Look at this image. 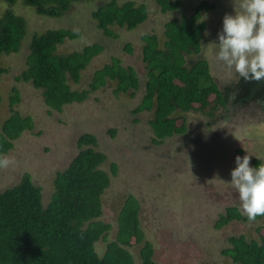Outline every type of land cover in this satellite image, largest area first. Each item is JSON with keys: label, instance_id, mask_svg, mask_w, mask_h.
<instances>
[{"label": "rangeland", "instance_id": "1", "mask_svg": "<svg viewBox=\"0 0 264 264\" xmlns=\"http://www.w3.org/2000/svg\"><path fill=\"white\" fill-rule=\"evenodd\" d=\"M107 1H81L57 19L41 17L33 8L22 4L23 7L12 8L28 27L21 51L0 58V68L7 70L0 80V129L10 116L9 98L14 89L20 95L14 109L23 117L30 116L34 129L24 132L14 142V148L4 155L14 163L9 168H0V192L16 185L23 174H30L34 184L42 190L43 204L47 205L54 191V178L68 167L79 151L78 138L85 133L93 134L101 143L99 151L107 156L101 169L111 176V166H118V174L115 178L111 176L110 186L103 196L102 220L112 225L110 239L114 238L118 214L131 195L140 203L141 228L146 241L154 247L156 264H233L222 255V250L230 247L228 239L240 235L248 240L258 239L257 228H264V221L231 222L221 230L215 229V222L226 208L236 206L241 211L238 194L229 184L231 170L236 167L235 149L243 148L241 145L236 148L234 142L239 141L246 150L240 156L250 154L251 162L258 158L264 164V123L261 124L264 121L248 119L249 108L234 112V117L224 115L226 122L219 121L216 125L206 116L189 113L185 115L189 131L184 138L172 137L159 146L153 145L152 113L133 114L144 95L147 74L142 61L141 38L154 34L163 42L164 25L172 15L162 14L151 0H130L146 4L147 21L132 31L114 26L111 30L116 37H106L97 28L92 12ZM117 1L122 4L129 0ZM197 2L186 1L182 8L190 12ZM5 6L7 4L0 0V16ZM205 19L211 26L205 32L202 56L215 65L211 69L217 83L232 87L236 76L214 55L213 44L218 42L223 15L220 18V13L218 16L209 14ZM59 29L80 33L77 40L66 41L59 48L61 54L80 51L92 44L103 47L102 53L83 72L80 86L73 89L86 87L93 73L116 57L125 67L135 69L141 84L136 97L122 93L115 96L111 84L93 93L87 102L65 106L61 112L46 107L42 92L30 83L17 81L16 77L26 67L28 44L35 33ZM127 45L132 53L127 52ZM231 147L234 148L229 149ZM138 249H131L136 259ZM104 251L105 244L99 242L98 254L102 256Z\"/></svg>", "mask_w": 264, "mask_h": 264}, {"label": "trees", "instance_id": "2", "mask_svg": "<svg viewBox=\"0 0 264 264\" xmlns=\"http://www.w3.org/2000/svg\"><path fill=\"white\" fill-rule=\"evenodd\" d=\"M1 1L7 6L0 16V58L19 53L25 44L28 26L12 9L14 6L25 5L41 17L57 19L73 4L84 0ZM155 1L163 12L177 7V3L170 0ZM147 17V6L130 0L122 4L109 0L92 12L97 28L106 37H116L111 30L114 26L132 31ZM205 26L200 14L196 13L167 24L163 46L154 35L142 37V61L147 74L145 95L135 113H152L151 140L155 145L167 138L184 135L187 132L186 114L214 117L225 104L208 62L198 60L187 65L185 61V55L200 52ZM79 36V32L66 29L35 33L28 44L26 67L16 77L17 81L30 83L40 90L46 107L56 112L87 100L91 92L109 83L114 85L115 95L139 90L140 81L134 68L124 67L117 59L97 70L87 89H73L81 82L83 72L93 58L103 50L101 45L92 44L82 51L59 53L66 41ZM126 50L132 52L130 45ZM6 72L5 68H0V80ZM19 102V92L14 89L9 98L10 116L0 129V157L13 149L14 142L24 132L33 129L32 118L15 111ZM84 146L87 148L80 150L67 169L54 178V191L47 205L43 204L41 188L33 183L29 174L0 192V264H156L154 247L146 241L139 220V205L133 196L123 204L114 238L110 239L112 225L102 220L103 195L110 186L108 173L100 168L106 158L95 149L97 140L94 136L79 138V149ZM259 164L255 159L254 165ZM116 172L117 167L113 165L112 176ZM248 221L239 208L233 206L219 215L215 229L221 230L231 222ZM254 221H264V216H258ZM263 230L257 228L258 239L254 240L243 235L231 236L228 239L230 247L223 249L222 255L233 264H264ZM99 242L105 244L102 256L98 254ZM135 247H139L137 259L131 252Z\"/></svg>", "mask_w": 264, "mask_h": 264}, {"label": "clouds", "instance_id": "3", "mask_svg": "<svg viewBox=\"0 0 264 264\" xmlns=\"http://www.w3.org/2000/svg\"><path fill=\"white\" fill-rule=\"evenodd\" d=\"M233 2L234 11L224 15L218 42L213 44L215 58L236 80H264V0ZM251 159L250 154L235 157L229 184L238 194L242 214L254 221L264 216V164L253 167ZM13 163L7 156L0 157V168Z\"/></svg>", "mask_w": 264, "mask_h": 264}, {"label": "flooded vegetation", "instance_id": "4", "mask_svg": "<svg viewBox=\"0 0 264 264\" xmlns=\"http://www.w3.org/2000/svg\"><path fill=\"white\" fill-rule=\"evenodd\" d=\"M152 2H154L159 8H160V11H161V13L162 14H164V15H172V17H171V19L168 21V22H166L165 23V25H164V33H165V26L167 25V24H169V23H171L172 21H174V20H181V19H183V17L184 16H186L187 18H189L190 16H193V15H195L196 13H198V14H200V20H202V21H204L205 22V24H206V26H205V30H204V32L202 33V35H203V40H202V47H201V50H200V52L198 53V54H193V55H185V61H186V64L187 65H192L193 63H195L196 61H198V60H206L203 56H202V54H203V46L205 45V41H206V36H205V32L208 30V26L210 27L211 26V23H209L208 22V20L207 19H204V17L206 16V15H209V14H215L216 16H218L219 15V13H220V18H221V15H223V17H224V15L225 14H232L233 13V11H234V2H231L230 0H198V2L196 3V5H194V6H191L192 7V9H191V11L189 12V11H187V10H189L188 8H186V10H184L183 8H182V5L186 2V1H191V0H170V2L171 3H174V2H176L177 3V7H176V9L175 10H172V11H166V12H163L162 11V8L158 5V3H156V1L155 0H151ZM145 4V3H144ZM146 5V4H145ZM182 10V11H181ZM180 14V16L179 17H177V16H175L176 14ZM147 19H148V17H147ZM147 21V20H146ZM145 21V22H146ZM144 22V23H145ZM143 23V24H144ZM143 24H141L140 26H142ZM139 26V27H140ZM222 28V27H221ZM66 30H68V29H66ZM152 35H154V34H152ZM145 36V35H144ZM154 36H156V35H154ZM157 37V36H156ZM158 38V37H157ZM78 39V38H77ZM77 39H75V40H77ZM158 40H159V38H158ZM164 40H165V37H164ZM71 41V40H70ZM141 41H142V38H141ZM143 43V42H142ZM163 44H164V41L163 42H160V40H159V45L160 46H163ZM100 45V44H99ZM88 46V45H87ZM87 46H85V47H87ZM84 47V48H85ZM83 48V49H84ZM83 49H81L80 51H82ZM103 51V50H102ZM102 53V52H101ZM100 53V54H101ZM132 53V52H131ZM99 54V55H100ZM142 56H143V47H142ZM195 57V58H197V59H195V60H193V59H191L192 57ZM97 57V56H96ZM95 58V57H94ZM94 58H93V60H94ZM114 59H117V60H119L120 61V63H121V65H123V63H122V61L119 59V58H116V57H112L111 58V62L110 63H108V64H112V61L114 60ZM92 60V61H93ZM207 62H208V64H209V71H210V73H211V76H212V78L214 79V81H215V83L217 84V86L219 87V89H220V91L223 93V97H224V102H225V104H224V106L221 108V110L219 111V113L216 115V116H214V117H207L208 118V120L210 121V122H213L215 125H216V122H219V121H222L223 123H225L226 121H225V119H224V115H231V114H233L232 116L234 117L236 114H234V112H237L238 110H240V113L242 112V111H246L248 108H249V110L251 111L250 112V114H246V115H250V117H248V119H253V120H255V122H261V121H264L263 119H261L262 117H264V80H261V81H245V80H243L242 78H240L239 80H235V84H234V86H232V87H230V86H228V87H223V86H220L218 83H217V81L215 80V78H214V76H213V73H212V69L213 68H215V65H212V62L210 63L208 60H206ZM91 64V63H90ZM105 65H107V64H105ZM104 65V66H105ZM103 66V67H104ZM124 66V65H123ZM102 67V68H103ZM125 67V66H124ZM128 67H130V66H128ZM88 68V67H87ZM212 68V69H211ZM101 69V68H100ZM97 70H99V69H97ZM96 70V71H97ZM135 70V69H134ZM95 71V72H96ZM94 72V73H95ZM94 73H93V75H94ZM93 75H92V77H91V80H92V78H93ZM82 77H83V75H82ZM91 80L89 81V83H91ZM140 81V80H139ZM81 83V82H80ZM80 83L78 84V85H74V87H77L78 88V86H80ZM89 83H88V85H89ZM88 85L86 86V87H84V88H81V89H79V90H84V89H87L88 88ZM109 86H112L110 83L109 84H107V86H105V87H100L99 89H97L96 91H94V92H91L90 94H89V97L87 98V100H85V101H83V102H81V103H74V104H83V103H85V102H87L88 100H89V98H90V96L93 94V93H96V92H98V91H100L101 89H103V88H106V87H109ZM140 88H141V84H140ZM140 88H139V90H140ZM144 89H143V93H144V95H145V84H144V87H143ZM114 89H115V87H114ZM75 90H77V89H75ZM138 90V91H139ZM138 91H136V92H132V91H128L127 93H122V94H130V96L131 97H136V94H137V92ZM113 94H114V92H113ZM118 94H120V93H118ZM118 94H114L115 96H118ZM144 95H143V97H144ZM143 97H142V99H143ZM141 102H142V100H141ZM141 102L139 103V105L141 104ZM251 103H252V105H253V107H251ZM74 104H70V105H74ZM139 105H137L135 108H134V110H133V114H140V113H143V112H139V113H135V110H136V108L139 106ZM68 106V105H67ZM145 112V111H144ZM262 123H264V122H261V124ZM186 126H187V132L184 134V135H180V136H174V137H179V138H184V136H186V134L188 133V131H189V125H188V123H187V120H186ZM252 126V125H251ZM33 129H34V124H33ZM33 129L31 130V131H33ZM241 129H242V127H241ZM31 131H26V132H31ZM112 133H114V132H111V135H112ZM85 135H92V136H94L95 138H96V140H97V147L95 148L97 151H99V149L101 148V143H100V141H98V138L95 136V135H93V134H88V133H85V134H82L79 138H81L82 136H85ZM113 136V135H112ZM115 136V135H114ZM194 137V136H193ZM198 137V136H197ZM196 137V138H197ZM79 138H78V140H79ZM168 139V138H167ZM78 140H77V148H78V153L80 152V150H84V149H86L87 147L86 146H84V147H82V149H79V147H78ZM166 140V139H165ZM164 140V141H165ZM163 141V142H164ZM16 142V141H15ZM151 142H152V140H151ZM162 142V143H163ZM161 143V144H162ZM153 144V143H152ZM160 144V145H161ZM153 145H155V144H153ZM234 145H235V147L236 146H240L241 145V147H243V148H241V149H235V152H236V154H238V155H242V154H244L245 153V151L246 150H244L245 148H244V146H243V144H241L239 141H237V142H234ZM155 146H159V145H155ZM91 147V146H90ZM14 148V147H13ZM103 148H106V146H104ZM234 147H231V148H229V149H233ZM237 148V147H236ZM100 153H102V154H104L105 155V158H106V160H105V162L107 161V156H106V154L105 153H103V152H101V151H99ZM9 153V152H8ZM7 153V154H8ZM77 153V154H78ZM7 154H5V155H7ZM259 162H260V164H263V162L261 161V160H259V159H257ZM104 162V163H105ZM254 162H255V159L254 160H252V162H251V165L253 166V167H256L255 165H254ZM103 163V164H104ZM70 165V164H69ZM68 165V166H69ZM114 165V164H113ZM112 165V166H113ZM112 166H111V168H112ZM116 167H117V172H116V175L115 176H112V174H111V176L112 177H116L117 176V174H118V166L117 165H115ZM101 168V167H100ZM67 169V168H66ZM106 172V171H105ZM30 175V174H29ZM109 175V174H108ZM23 176H24V174H23ZM23 176H21V179H22V177ZM110 175H109V177H110V181H111V177ZM20 179V180H21ZM34 183V182H33ZM106 192V191H105ZM105 194V193H104ZM104 196V195H103ZM131 196V195H130ZM130 196H128L127 197V199L130 197ZM134 197V196H133ZM135 198V197H134ZM126 199V200H127ZM136 199V198H135ZM125 200V201H126ZM137 200V199H136ZM137 202H138V205H139V213H140V203H139V201L137 200ZM140 220V219H139ZM143 230V229H142ZM144 232V231H143Z\"/></svg>", "mask_w": 264, "mask_h": 264}]
</instances>
